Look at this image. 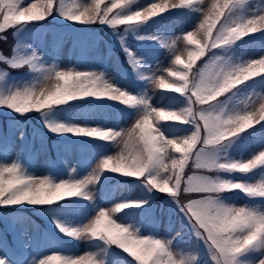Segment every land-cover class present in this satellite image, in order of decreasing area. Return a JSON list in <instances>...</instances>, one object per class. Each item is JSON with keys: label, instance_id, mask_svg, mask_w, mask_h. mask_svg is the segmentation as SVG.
<instances>
[{"label": "snow or ice", "instance_id": "obj_1", "mask_svg": "<svg viewBox=\"0 0 264 264\" xmlns=\"http://www.w3.org/2000/svg\"><path fill=\"white\" fill-rule=\"evenodd\" d=\"M24 5L25 0H0V34L11 29L16 37L10 55L0 53V63L24 73L17 79L0 69V110L19 117L38 113L43 127L65 149L74 145L104 147L93 144L95 140L121 147L115 156L96 152L86 161L91 171L81 176L77 168H71L68 178L51 173L35 176L19 158L0 162V209L35 207L63 236L90 242V250L83 255L59 252L21 261L10 256L8 246L0 240V264H131L115 249L137 264H196L197 256L174 250L176 237L165 239L155 232L145 235L142 225L135 222V216L151 207L156 193L169 197L166 203L170 210L175 205L181 228L190 227L213 264H264V207H237L225 202L223 196L238 191L264 201V150L247 161L229 156V150L241 141L264 132V92H253L255 99L250 95L251 102L245 101L242 109L235 103L248 89L264 88V55L248 59L231 55L237 42L248 43L246 37L264 44V3L255 9L250 0H210L207 5L205 0H153L147 7H141L138 0H33ZM170 8L183 10L182 14H201L197 31L182 34L185 45L194 47L181 51L180 36L168 39L158 33L137 34L150 22L156 24L154 18ZM49 18L72 25L107 26L137 80L183 99L167 97L169 104L157 107L147 93L134 94L104 72L45 66L38 52L20 38L35 32ZM120 26L138 41L155 42L167 49L174 57L171 65L176 67L153 72L127 46L118 31ZM0 38L7 39L6 35ZM209 53L208 60L197 66ZM160 71L174 79L167 80ZM105 100L132 110L129 115L135 119L130 128L117 130L72 119L81 107L74 102ZM161 121L172 123L161 126ZM176 124L187 127L180 129ZM20 138H24L22 132ZM189 166L197 170L192 175L185 172ZM257 169L261 179L254 183L235 182L221 175L254 174ZM202 172L216 175L199 174ZM105 173L135 178L142 194L125 197L108 208L96 205L94 190L110 178ZM186 194H196V198L184 201ZM84 209L93 213L91 219L84 216L77 223L70 217L71 212ZM13 219L19 223L21 218ZM180 235L177 232L176 236Z\"/></svg>", "mask_w": 264, "mask_h": 264}, {"label": "rangeland", "instance_id": "obj_2", "mask_svg": "<svg viewBox=\"0 0 264 264\" xmlns=\"http://www.w3.org/2000/svg\"><path fill=\"white\" fill-rule=\"evenodd\" d=\"M33 2V0H25V5L27 6L28 3ZM83 2V0H82ZM88 3H91V0H87ZM156 3H161L162 0H154ZM264 3V0H260L259 2H255L253 5V9L257 7V5ZM150 6V5H148ZM147 7V6H146ZM200 15V14H198ZM201 15L196 19L192 25L187 28L188 31H197V26L199 24V21L201 19ZM186 33V32H183ZM182 33V34H183ZM182 34L180 35L181 39L178 42V48L183 51L186 47L191 48L192 45H185V43L182 40ZM36 50V49H34ZM93 53L94 50H92ZM264 55V47L263 48H257L254 51L246 53L244 57L237 56L235 59H248V58H259L260 56ZM174 57L171 53L167 55H163L162 52H157L154 56V60L148 64V66L151 67L153 72H156L158 70L166 69L171 65V60ZM186 59V54L184 57ZM44 61V59H42ZM67 61V60H66ZM58 67L61 69H68L73 68L69 65L59 64ZM87 68H80V70H90V71H96V72H104L109 79H112L116 81L121 87L128 89L132 93L135 94V91L133 87L128 84L124 79L119 80L117 77V71L112 66L110 71L107 70H99L98 68H93L86 65ZM176 67V66H173ZM76 69V68H74ZM159 74L164 75L167 80L171 81L172 77H167V73L164 71H160ZM16 78V77H14ZM28 79L31 78V74H28ZM251 83V81L247 82ZM261 93L264 92V88H261L259 85L253 90L248 89L246 93L242 94L235 103L238 104V106L242 109L244 107V102H251L249 100V96L252 95V93ZM140 93L138 95H142L147 93L152 98V103L154 106L161 107L166 106L169 104V102L166 101V94L167 91L163 89H159L154 87L152 84H144L143 88L140 89ZM177 99H183L182 97L177 96ZM252 99H255V96L252 95ZM182 105H174V107H180ZM259 105L257 104V108ZM4 111V110H3ZM132 112V110L128 111L126 114H119L114 113L108 108H91V109H81L78 107L75 112L72 114V119H74L77 123H87L91 125L100 124L104 127H111L119 129H128L132 126L134 123V116H130L129 113ZM10 113V111H8ZM155 116L153 117V120H155ZM169 122L167 121H161V126H166ZM175 127L179 126L180 129H182V126L176 124ZM165 131H170L165 127ZM16 132V129H14V133ZM87 139V138H82ZM264 144V141H262ZM15 150L17 147L15 141H13L12 144L8 143L6 146L1 147L0 149V162L7 161L11 162L14 159H21V162L24 164L26 169L31 172L35 176H42L47 175L49 173L63 177L68 178V173L71 170V168H77L78 174L83 176L86 175L88 171H91V167H88L86 163H83L80 158H78L75 155V152L73 151L72 147L69 146L67 149L60 147L57 145L56 141H54V150L55 154L60 160L59 164H56L52 161H50V158L48 157L45 149L42 153L40 148H35L31 153L27 152L26 155H19L17 157H13L11 155V151L7 152V149L11 148ZM264 145H254L251 146L249 149L241 150L242 158L247 161L252 157L253 154H258L260 148H262ZM121 146L115 145L112 142L108 141L106 145H104L103 148L95 149L93 151L87 152V160L92 159L93 155L96 152H104L106 151L110 155H117ZM253 150V152H252ZM229 156L232 158L233 155L229 153ZM94 166V163L93 165ZM192 175V174H190ZM257 178L261 179L260 174L257 175ZM232 180L239 179V176H232ZM259 179V180H260ZM258 181V180H256ZM255 181V182H256ZM248 182H252V180H248ZM120 183V182H119ZM139 183L138 182H129L125 186H118L116 183L109 184V188L106 189V186H102V183L99 184L96 187V190H94L93 196L96 205L104 208L112 207L114 204L120 200H122L125 197L130 198H136L142 194V188L137 187ZM242 195L239 194H232V195H224L225 201H229L227 203H230L232 205H235L237 207H242L246 204L248 205H259L261 206V203H253L252 201L246 199L243 200V198H240ZM169 200V197H167L164 200V203H162L161 206L164 208H170L169 204L166 203V201ZM87 203V202H84ZM175 205H172L171 207H174ZM148 211L142 215L135 216L134 220L137 223V225H142V230L145 233V235L155 232L156 235H158L161 238L165 239H171V235L173 234L171 231V226L166 224L165 222V215H162L159 223L155 225H150L149 223H145L144 218L147 216ZM93 213H90L88 209L84 210H75L70 213V217L74 219L77 223L80 222L81 218L84 216H88L89 219L92 218ZM120 215V214H116ZM0 217L6 219V224L8 228L13 232V241L15 243H18L19 245H23L26 248V251H23L22 254H19L17 251L13 252L11 249H9V255L17 260H28L31 261L41 254H47V255H54L55 253L64 252L66 254H80L83 255L87 251L90 250V242L89 241H76L72 239L71 242H62L61 240L58 241L55 238V235L53 232L46 230V228H42L41 232L43 233L42 237L39 236V233H36L35 228L37 226L36 222L26 215L25 213H18V212H0ZM14 217H19L20 222L16 223V221L13 219ZM128 220H132L133 218L129 217ZM85 223L87 220L84 221ZM177 234V232L175 233ZM0 240H3L5 244H8L6 239L1 238L0 233ZM30 245V247H29ZM174 250L180 252L182 255H187L186 250L187 246L184 245L183 242H179L178 240H175L174 242ZM204 256V260L206 263L213 262L211 261L210 257Z\"/></svg>", "mask_w": 264, "mask_h": 264}, {"label": "trees", "instance_id": "obj_3", "mask_svg": "<svg viewBox=\"0 0 264 264\" xmlns=\"http://www.w3.org/2000/svg\"><path fill=\"white\" fill-rule=\"evenodd\" d=\"M51 21H59L60 23L65 22V21H63L60 18H56V19L49 18L44 23H48V22H51ZM4 35H6L7 39L4 40V39L0 38V53H2L4 56H9L11 49L15 46L16 37L13 35V30H11V29L7 30L6 33H4V34H0V36H4ZM0 68L7 69L6 65L3 64V63H0ZM8 70L11 71V69H8ZM2 124H3V127L5 129L6 128V124H5L4 120L2 121ZM132 179H135V178H130V180H132ZM165 195L166 194H160V193H156L154 195L153 202L156 204V206L159 205L160 201L162 200V198H164ZM182 200H184L183 197H182ZM22 208L26 210V209H29L31 207L27 206V205H23ZM10 245H12L15 249H17L16 244L11 243ZM203 259H204V256H201L200 259H199V263L202 262Z\"/></svg>", "mask_w": 264, "mask_h": 264}]
</instances>
